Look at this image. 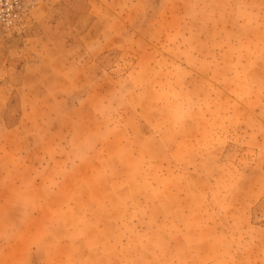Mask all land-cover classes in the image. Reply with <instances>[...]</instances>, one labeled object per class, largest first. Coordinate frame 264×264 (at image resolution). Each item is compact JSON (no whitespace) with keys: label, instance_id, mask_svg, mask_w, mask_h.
<instances>
[{"label":"rangeland","instance_id":"obj_1","mask_svg":"<svg viewBox=\"0 0 264 264\" xmlns=\"http://www.w3.org/2000/svg\"><path fill=\"white\" fill-rule=\"evenodd\" d=\"M0 264H264V0L0 27Z\"/></svg>","mask_w":264,"mask_h":264},{"label":"built area","instance_id":"obj_2","mask_svg":"<svg viewBox=\"0 0 264 264\" xmlns=\"http://www.w3.org/2000/svg\"><path fill=\"white\" fill-rule=\"evenodd\" d=\"M34 0H0V27L11 29L17 26L23 13Z\"/></svg>","mask_w":264,"mask_h":264}]
</instances>
